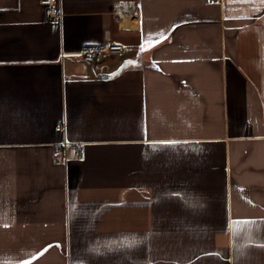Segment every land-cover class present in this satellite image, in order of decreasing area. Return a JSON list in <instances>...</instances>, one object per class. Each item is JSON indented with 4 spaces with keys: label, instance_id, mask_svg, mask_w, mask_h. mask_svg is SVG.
Listing matches in <instances>:
<instances>
[{
    "label": "crops",
    "instance_id": "1",
    "mask_svg": "<svg viewBox=\"0 0 264 264\" xmlns=\"http://www.w3.org/2000/svg\"><path fill=\"white\" fill-rule=\"evenodd\" d=\"M55 4L0 0V264H264V0Z\"/></svg>",
    "mask_w": 264,
    "mask_h": 264
},
{
    "label": "built area",
    "instance_id": "2",
    "mask_svg": "<svg viewBox=\"0 0 264 264\" xmlns=\"http://www.w3.org/2000/svg\"><path fill=\"white\" fill-rule=\"evenodd\" d=\"M40 2L46 6L47 13L50 17H61L62 11L56 7V0H40ZM123 50V45L113 42H100L94 45L87 46L80 51V54L86 58L100 59L104 55H111L120 53ZM57 130L62 129V124L56 126ZM68 146L67 141H63L56 145L53 149L52 156L54 160L65 162L67 159L66 148ZM77 155H80L83 151L82 146L75 148Z\"/></svg>",
    "mask_w": 264,
    "mask_h": 264
},
{
    "label": "snow or ice",
    "instance_id": "3",
    "mask_svg": "<svg viewBox=\"0 0 264 264\" xmlns=\"http://www.w3.org/2000/svg\"><path fill=\"white\" fill-rule=\"evenodd\" d=\"M159 35H160V36H163L162 33L159 34ZM144 39H145V38L142 37V43H141V45H140V50H141V51H144V50H145V48H144V43H143V40H144ZM147 39L151 42V40L153 39V37L150 35ZM156 39H157V42H159V38L157 37ZM252 223H255V222H254V221H236V222H233V223H232L233 231H234V232H235V231H238V230H240L241 228H243L244 226H247V225L252 224ZM260 246H261V247H264V245H260ZM34 258H35V257H34ZM6 264H7V262H6ZM23 264H31V261H30V260H28V261H24Z\"/></svg>",
    "mask_w": 264,
    "mask_h": 264
}]
</instances>
